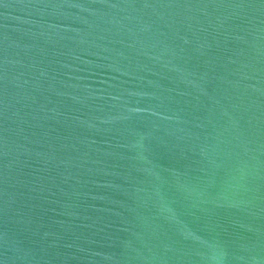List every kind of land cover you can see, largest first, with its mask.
Segmentation results:
<instances>
[{
    "label": "water",
    "instance_id": "95a60500",
    "mask_svg": "<svg viewBox=\"0 0 264 264\" xmlns=\"http://www.w3.org/2000/svg\"><path fill=\"white\" fill-rule=\"evenodd\" d=\"M0 264H264V0H0Z\"/></svg>",
    "mask_w": 264,
    "mask_h": 264
}]
</instances>
